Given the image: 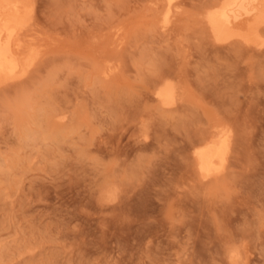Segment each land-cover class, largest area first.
I'll list each match as a JSON object with an SVG mask.
<instances>
[{"label":"rangeland","instance_id":"1","mask_svg":"<svg viewBox=\"0 0 264 264\" xmlns=\"http://www.w3.org/2000/svg\"><path fill=\"white\" fill-rule=\"evenodd\" d=\"M27 1L38 57L0 85V264H264V45L249 26L218 39L222 0H177L169 29L166 0ZM33 114L49 137L25 139ZM220 130L227 168L205 178L195 151Z\"/></svg>","mask_w":264,"mask_h":264},{"label":"bare ground","instance_id":"2","mask_svg":"<svg viewBox=\"0 0 264 264\" xmlns=\"http://www.w3.org/2000/svg\"><path fill=\"white\" fill-rule=\"evenodd\" d=\"M166 1L163 22L164 27L169 29L178 2ZM33 9V3L27 0H0V85L28 75L38 57L31 39L34 35L30 22ZM207 19L214 35L220 40L242 34L240 29L247 25L249 32L245 34L244 39L259 48L264 45L257 32V27L264 21V0H222L208 10ZM106 73L109 74L110 70ZM157 96L163 104L173 105L177 102L178 88L172 81L166 80L159 85ZM38 115L33 114L31 121L23 125L25 139H36L39 133L40 138H43L42 135L47 138L48 134L46 135L43 129L42 133L45 134L41 135V130L31 126L32 123L38 125ZM231 143L230 130H220L196 148L199 170L203 177H218L226 170ZM231 260L236 263L242 261L240 253L235 249L231 251Z\"/></svg>","mask_w":264,"mask_h":264}]
</instances>
